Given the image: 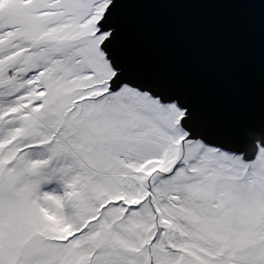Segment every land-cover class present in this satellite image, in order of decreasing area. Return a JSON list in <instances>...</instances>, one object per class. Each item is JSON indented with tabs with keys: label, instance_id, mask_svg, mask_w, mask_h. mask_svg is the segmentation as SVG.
Here are the masks:
<instances>
[{
	"label": "snow or ice",
	"instance_id": "1",
	"mask_svg": "<svg viewBox=\"0 0 264 264\" xmlns=\"http://www.w3.org/2000/svg\"><path fill=\"white\" fill-rule=\"evenodd\" d=\"M132 3L0 0V264H264V121L210 140Z\"/></svg>",
	"mask_w": 264,
	"mask_h": 264
},
{
	"label": "water",
	"instance_id": "2",
	"mask_svg": "<svg viewBox=\"0 0 264 264\" xmlns=\"http://www.w3.org/2000/svg\"><path fill=\"white\" fill-rule=\"evenodd\" d=\"M125 55L194 107L208 138L264 121V0H141Z\"/></svg>",
	"mask_w": 264,
	"mask_h": 264
}]
</instances>
